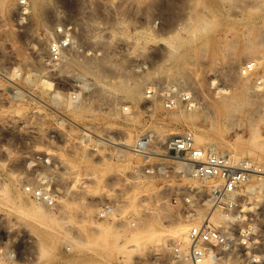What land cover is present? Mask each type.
Listing matches in <instances>:
<instances>
[{
	"label": "rangeland",
	"instance_id": "rangeland-1",
	"mask_svg": "<svg viewBox=\"0 0 264 264\" xmlns=\"http://www.w3.org/2000/svg\"><path fill=\"white\" fill-rule=\"evenodd\" d=\"M19 1L0 0V75L12 79L17 93L28 83L38 85L47 104V142L41 145L38 140L27 147L23 133L10 126L11 117H22L26 110L22 101L1 107L0 264H178L171 258L170 245L183 240H170L171 231L177 224H187L188 230L201 224L210 210L181 202L179 193L198 184L179 181L174 172L133 180L130 173L141 160L129 154L133 161H114L122 130L153 131L159 144L169 138H162L168 132L176 136L191 131L203 135L206 145L220 143L217 151L226 149L229 155L241 145L238 159L264 166V148L255 152L244 148L252 132L264 137V122H259L264 119V86L255 87L257 79L264 82V0H44L41 22L23 15ZM61 24L72 28L80 51L67 53L60 67H47L45 82L27 79L26 73L44 69L48 44ZM122 24L125 34L118 29ZM88 61L103 65L96 69L100 82L80 67ZM252 61L261 66L244 76L241 70ZM210 79L235 96L244 85L247 96L235 97V108L227 113L218 108L222 99L211 92ZM136 80H141L143 93L138 104L107 87L120 82L132 87ZM1 82L0 89L8 86ZM171 86L193 95L195 112L179 108L190 113V120H176L178 109L166 111L157 94L147 96L148 90L158 93ZM249 99L255 100L258 114L250 122ZM78 126L91 127L107 145L96 138L97 152L80 150L74 141ZM137 137L133 135L134 140ZM38 154H47L49 164H35L32 160ZM167 163L169 170H176V162ZM122 168L124 172L117 174ZM25 184L48 188L54 207L25 195ZM17 191L23 197L15 195ZM14 195L22 198L19 203ZM242 196V204L254 198L255 210L243 212L258 235L255 253L262 254L264 190L258 183L245 185ZM30 201L49 212L46 222L35 223L21 213L19 209ZM109 202L115 214L101 219L99 208ZM221 215L213 214L216 226L225 225L217 219ZM148 225L162 232L152 239L138 237L134 243L131 235ZM244 257L241 249L226 255L221 264H245Z\"/></svg>",
	"mask_w": 264,
	"mask_h": 264
},
{
	"label": "built area",
	"instance_id": "built-area-1",
	"mask_svg": "<svg viewBox=\"0 0 264 264\" xmlns=\"http://www.w3.org/2000/svg\"><path fill=\"white\" fill-rule=\"evenodd\" d=\"M28 7L26 0L19 1L18 8L23 15L27 14ZM54 35L55 37L48 44L46 60L43 63L44 69L38 74L26 73L27 79L33 77L45 82L47 67H60L67 53L80 51L70 26L58 25L54 29ZM241 71L247 76L255 74L256 61L247 63ZM0 76L1 83L8 84L7 87L0 89V111L3 105L10 106L16 101H22L26 108L24 114L22 117H11L9 124L23 133L27 147H32L34 141L38 140L41 145H44L47 142V104L44 98L39 95L33 84L28 83L26 88L17 93L13 88L15 83L12 79L5 75ZM262 86L264 82L257 79L255 87ZM156 94L166 111L193 107L191 102L194 98L190 92L147 91L148 97ZM77 129L79 133L74 136V141L80 150L88 153L97 152L98 146L94 142L96 138L101 139L102 145H107L104 142V136L97 135L91 127L78 126ZM130 153L142 162L140 167L134 168L130 173L133 180L142 181L174 172L177 180L190 179L198 184L194 188L187 186L184 192L179 193L181 202L186 207L202 206L210 210L201 224L190 227L186 234V241H177L170 245L173 261L178 264H221L226 255L235 254L241 249L245 255V264H260L264 261L260 254L255 253L256 246L259 244L258 235L250 220H247L242 207L243 187L251 177L264 176V169L252 161L235 160L227 153L197 145L191 131H184L170 137L162 144L157 143L156 133L153 131L143 132L135 139ZM45 155L38 154L32 161L35 164H49L50 158H45ZM168 161L182 163L184 168L176 170L173 168L171 171L167 166ZM23 193L47 208H53L55 205L54 196L46 187L25 184ZM99 209L101 219H110L115 214V206L110 202L103 204ZM215 212L227 218L224 226H216L211 221ZM9 257L11 258L8 254L7 258Z\"/></svg>",
	"mask_w": 264,
	"mask_h": 264
},
{
	"label": "bare ground",
	"instance_id": "bare-ground-1",
	"mask_svg": "<svg viewBox=\"0 0 264 264\" xmlns=\"http://www.w3.org/2000/svg\"><path fill=\"white\" fill-rule=\"evenodd\" d=\"M30 1V3H29V7H28V10H27V13L29 14V15H31L32 17H33V19L36 21V22H41V20H42V11H43V2H44V0H29ZM4 2V1H3ZM4 4V3H3ZM46 7V6H45ZM44 17V16H43ZM115 27H116V25H115ZM121 29V33H123V34H125V29H126V25H124V24H122V25H119V27H118V29ZM119 31V30H118ZM114 33H116V32H113L112 34H114ZM148 35H151L152 36V32L150 31H148ZM113 36V35H112ZM41 58V57H40ZM238 58V57H237ZM240 58V57H239ZM243 58V57H242ZM245 58V57H244ZM170 60V59H169ZM42 61V60H41ZM104 62V61H103ZM116 63V62H115ZM250 63V62H249ZM104 64V63H103ZM259 66H261V62H259V63H257ZM258 65H257V68H258ZM101 66H103V65H101V63H90L89 61L88 62H83V63H81V65H80V67H82V68H85L84 69V71L86 72V73H89L90 75H92L93 77H94V79L96 80V81H98V82H100L101 80H100V77H99V75H101V74H99L98 73V71L96 70V69H100V68H102ZM120 67V66H119ZM49 70V69H48ZM82 70V69H81ZM83 71V70H82ZM241 73H243L242 71H241ZM195 74V73H194ZM244 76H245V74H244ZM102 77V76H101ZM261 77H264V76H261ZM136 79V78H135ZM102 80H103V78H102ZM104 81V80H103ZM124 83V82H123ZM121 84V82L120 83H111V84H108L107 85V87H109V89L110 90H115V91H122L125 95H126V98H128L129 100H130V102H133L134 104H138L139 102H140V100L142 99V94L143 93H141V85H142V83H141V80H136L135 82H134V85L132 86V87H128V85H127V87H126V84L124 85V84ZM140 83H141V85H140ZM31 84V83H30ZM34 86H35V88H38V85L36 84V83H32ZM132 85V84H131ZM208 85H209V88L211 89H213L211 92L213 93V95H215V96H217L218 95V99L220 98V99H222V101L219 103L220 105L218 106V108H220L221 110H225V111H227V113H228V111H230V110H233L235 107H234V102L238 99V98H240L239 96H245L246 94V88H248V87H245L244 85H242V86H240L239 87V89H238V91H236V93L237 94H239L238 96H235V94H231L230 93V90L228 89V88H225V87H219V85H218V83H217V81H215V80H211L210 79V81H208ZM247 85V84H246ZM167 90H174V88L171 86V87H167ZM39 91L40 92H43L42 90H40L39 89ZM236 94V95H237ZM247 96V95H246ZM237 99H236V98ZM241 98H243V97H241ZM244 99H245V97H244ZM195 100H197V99H195ZM235 100V101H234ZM153 105V104H152ZM156 105V104H155ZM191 106H193L192 108H189L188 109V111H193V112H195V109H197V106L194 104V99H193V101L191 102ZM247 106H248V108H249V115H250V117H248L249 118V122L250 121H253V119L258 115L257 114V105H256V103H255V100H253V99H249L248 100V103H247ZM134 107V106H133ZM152 107V106H151ZM150 107V108H151ZM149 108V109H150ZM153 108V107H152ZM230 109V110H229ZM153 111V110H152ZM187 111V110H186ZM231 112V111H230ZM175 119L176 120H180V119H188V120H190L189 119V112H188V114H187V112H185V111H183V110H177V112L175 111ZM192 114V113H191ZM257 114V115H256ZM193 116V115H192ZM175 119H173V120H175ZM256 119V118H255ZM261 119V118H260ZM257 120H259V119H257ZM255 121V120H254ZM176 122V121H175ZM259 122H260V124H261V122H264V119H261V120H259ZM137 124V122L136 121H134L133 122V125H136ZM251 125H253L252 123H251ZM257 125V124H256ZM259 125V124H258ZM257 125V126H258ZM8 126V125H7ZM255 127V126H254ZM135 128L136 127H134L133 129H125L124 131L122 130V133H124L123 134V136H121V142H120V145H118L119 147H121V148H119L118 150H116L117 152L115 153V159H114V161L116 160V161H123V160H131L132 158H133V156H131V155H133L132 153H130V148L133 146V144H134V142H135V140L133 139V135H134V137H135V135H139V134H141V133H139V131H137V130H135ZM251 128V127H250ZM251 129H253V127L251 128ZM55 130H56V128H55ZM115 130V129H114ZM255 130H256V128H255ZM56 131H58V130H56ZM119 132H121V130L119 131ZM136 133V134H135ZM251 133V132H250ZM58 134H59V132H58ZM176 133L175 132H168L167 134H165V135H163L162 136V138H165L166 136H169V138L170 137H172V136H174ZM193 135H194V133H193ZM109 137V136H108ZM120 137V136H119ZM123 137V138H122ZM117 138H118V136H117ZM207 138V137H206ZM249 138V140L247 141V144L246 145H244V146H246V147H244V148H248L249 150H250V152H255V150H259L260 151V149H262V148H264V137H262V136H260L259 134H257V132H252L251 133V135H250V137H248ZM119 139V138H118ZM136 139V138H135ZM194 139H195V142L197 143V145H199V146H201V147H204V148H208V149H214V150H218V148H221V145H220V143H218V142H216V141H212L213 143H211L210 144V142H209V145H206V144H208V143H206V139L203 137V135L202 136H200V135H197V136H194ZM120 140V139H119ZM119 140L117 141V142H119ZM209 141V140H208ZM116 142V143H117ZM236 142V141H235ZM237 142H240V141H237ZM243 143V142H242ZM119 144V143H118ZM235 144V143H234ZM240 144V143H239ZM116 145V144H115ZM243 145V144H242ZM241 148V145H239V147H237V148H235V149H233V153H230L231 155H229V156H232L235 160H238V156H239V154H237L236 152H238V150ZM232 150V149H231ZM237 150V151H236ZM225 151H226V149H225ZM225 151H221L222 153H225ZM240 152V151H239ZM262 152H264V151H262ZM93 154V153H92ZM129 154H130V156L132 157V158H129ZM61 158V157H60ZM114 158V157H113ZM129 158V159H128ZM113 160V159H112ZM130 160H129V162H130ZM132 161H133V159H132ZM127 162V161H126ZM125 162V163H126ZM128 162V163H129ZM138 162V161H137ZM136 161L134 162V163H137ZM141 162V161H140ZM65 163H67V162H65ZM65 163L63 162L62 164H64L65 165ZM139 163V162H138ZM137 163V164H138ZM69 164V163H68ZM63 165V166H64ZM70 165V164H69ZM128 165V164H127ZM131 165H133V164H131ZM134 166V165H133ZM135 166H136V164H135ZM64 168H66V167H64ZM67 168H68V166H67ZM71 168H72V166H71ZM182 168H184V165L182 164V163H177V166H176V169H182ZM75 168H72V170H74ZM261 169H264V166H261ZM70 170V169H69ZM121 172H124L123 171V168L122 169H119L118 170V173L117 174H120ZM122 174V173H121ZM126 180V179H125ZM128 180V179H127ZM126 180V181H127ZM187 180H189V181H191L190 179H187ZM194 181V180H193ZM143 182V181H142ZM145 183V182H144ZM256 183H258L259 185H260V187H261V189L262 190H264V176H253V177H251V179L246 183V185H247V187L248 186H253V184H256ZM75 187V186H74ZM258 188H259V186H257ZM2 188V190H4L5 188H3V187H1ZM150 188V187H149ZM255 188V187H254ZM152 189H154V188H152ZM145 190H146V187H145ZM144 190V191H145ZM148 190V189H147ZM260 190V189H259ZM23 191V190H22ZM149 191V190H148ZM258 191V190H257ZM6 193H7V191H5ZM140 192V191H139ZM151 192V191H150ZM9 193V196H8V199L10 198V192H8ZM8 193H7V195H8ZM17 193L18 194H16L15 193V195H19V194H21L20 192H18L17 191ZM23 194V193H22ZM22 194H21V197H23L22 196ZM133 194V193H132ZM135 194V193H134ZM133 194V195H134ZM14 195V197H12V199L14 198L15 200H16V196ZM252 196V195H251ZM21 197H19L18 196V198H20V201H21ZM128 197V196H127ZM254 197V196H253ZM17 198V200L19 201V199ZM7 198L5 199L6 201H9ZM11 199V198H10ZM132 199V198H131ZM135 198L133 197V200H134ZM254 199V198H253ZM253 199L251 198V197H248V201H246L244 204H242V207H243V211L245 212V211H249V212H251V211H254L255 210V206H252V204H254L253 203ZM15 200H13V201H15ZM16 200V201H17ZM132 200V201H133ZM17 201V202H18ZM27 201V200H26ZM22 202H25L24 200L22 201ZM22 202H20V203H22ZM28 202V201H27ZM13 203V202H12ZM15 203V202H14ZM19 203V202H18ZM29 203V202H28ZM16 205H18L19 206V204H16ZM23 205V206H22ZM26 203H25V206H24V204H21L20 205V207H26ZM250 205V207H247V206H249ZM22 209V208H21ZM19 209L20 211H21V213H27L29 216H30V218L32 219V221L33 222H35V223H44V222H46L47 221V219H48V211L47 210H44L43 208H42V206L41 205H39V203H31V201H30V204L29 205H27V208H25V209ZM201 217V216H200ZM212 217H213V215H212ZM217 219H220V220H223V221H220L221 223L223 222V223H225V221H226V217L224 216V215H221V216H218V218ZM211 220H212V218H211ZM214 222V221H213ZM215 224H219L218 222H214ZM187 224L186 225H182V224H177L174 228H173V230L171 231V234H170V236H169V239L170 240H175V239H182L183 241H186V234H187ZM162 231L160 230H157L156 228H154V226L153 225H148V226H145V227H143L142 229H138L134 234H132L131 235V237H132V241L135 243V240L136 239H138V237H140V239H152V238H154V237H156L157 235H160V233H161ZM130 237V238H131ZM138 241V240H137ZM132 242V243H133ZM260 256L262 257V258H264V253H262V254H260ZM221 263H223V262H221Z\"/></svg>",
	"mask_w": 264,
	"mask_h": 264
}]
</instances>
